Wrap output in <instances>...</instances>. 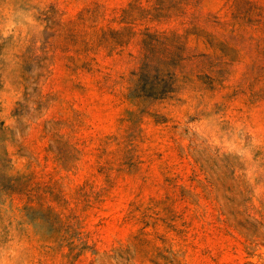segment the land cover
<instances>
[{
  "label": "rangeland",
  "instance_id": "374dc122",
  "mask_svg": "<svg viewBox=\"0 0 264 264\" xmlns=\"http://www.w3.org/2000/svg\"><path fill=\"white\" fill-rule=\"evenodd\" d=\"M0 264H264V0H0Z\"/></svg>",
  "mask_w": 264,
  "mask_h": 264
},
{
  "label": "trees",
  "instance_id": "16d2710c",
  "mask_svg": "<svg viewBox=\"0 0 264 264\" xmlns=\"http://www.w3.org/2000/svg\"><path fill=\"white\" fill-rule=\"evenodd\" d=\"M258 223V222H257Z\"/></svg>",
  "mask_w": 264,
  "mask_h": 264
}]
</instances>
